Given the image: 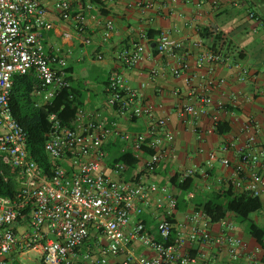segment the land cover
<instances>
[{"label": "built area", "instance_id": "2783aa9c", "mask_svg": "<svg viewBox=\"0 0 264 264\" xmlns=\"http://www.w3.org/2000/svg\"><path fill=\"white\" fill-rule=\"evenodd\" d=\"M80 1L81 5L74 9L73 0H0V157L10 167L16 182L12 195L0 194V264H21L13 254L27 252L37 255L36 264H75L79 259L88 264H204L206 246L214 247L216 252L223 250L225 264H259L255 254L244 259L247 242L229 233L234 224L227 215L216 221L220 225L216 233L211 231L214 222L202 209L191 208L178 218L180 210L174 187L155 178L156 169L170 156L168 145L174 138L167 125L168 118L155 116L153 104L116 72L108 77L105 103L117 113L145 118L142 130L118 131L88 116L81 107L71 125L63 124L57 113L50 112L44 142L48 172L30 156L26 132L11 112L13 79L30 73L36 77L38 86L32 92L35 106L50 103L61 90L70 87L71 73L65 56L59 49L47 50L43 37L52 26L47 19L51 4L81 41L89 43L87 22L96 15L91 12V0ZM127 5L136 6L141 14L157 8L152 0H136ZM113 29L112 19H105L102 38L107 39ZM139 34L149 40L145 29ZM70 35L63 33L67 38ZM155 42L157 52L166 56L177 55L181 46L165 31L156 35ZM143 53L144 44H135L122 50L120 61L133 66ZM178 60V67L168 69L172 76L183 75L188 85L186 97L191 102L178 107V115L185 120L206 111L212 104L207 88L224 83V79L207 77V88L195 86L186 55L179 53ZM228 61L219 51L204 49L198 55L197 65ZM156 73L155 68L151 69V74ZM222 105L215 103L216 108ZM215 127L213 124L212 129ZM242 130L245 139L241 147L235 148L237 161L233 164L232 188L259 196L264 191V174L254 167L264 151L257 146V124L248 119ZM112 135L129 142L141 160L139 168L115 162L111 170L117 177L105 173L103 144ZM228 147H234V143L228 142L224 148ZM143 148L151 150L145 157H141ZM216 160L230 165L228 158L208 151L207 162ZM195 171L189 168L181 177ZM148 215L156 220V234L146 225ZM91 237L95 250L87 249L81 254L80 248ZM134 243L143 246L144 251H135ZM193 249L196 250L191 253Z\"/></svg>", "mask_w": 264, "mask_h": 264}, {"label": "crops", "instance_id": "0c3cea01", "mask_svg": "<svg viewBox=\"0 0 264 264\" xmlns=\"http://www.w3.org/2000/svg\"><path fill=\"white\" fill-rule=\"evenodd\" d=\"M134 1L98 0L99 4H93L91 12L96 18L89 17L87 22L89 43H83L72 26L62 20L57 10L49 4L47 19L52 26L44 33L43 43L47 50L53 52L59 49L65 56L71 84L81 94V108L88 116L118 131L135 132L144 128L145 118L128 117L106 105V82L109 75L116 72L130 87L137 89L147 102L153 104L155 116L168 118L167 125L174 138L168 145L170 156L156 169L155 178L167 183L170 188L172 185L178 195V190L170 181L171 175L177 173L178 180H181L182 172L189 168L196 169L189 175L194 178L192 188L187 192L191 196L184 197L188 207L180 209L178 213V218H182L183 213L193 208L194 198H206L212 191L232 184L235 178L233 164L237 161L235 148L241 147L244 142L242 125L248 119L256 122L257 146L264 151V0H217L216 3L212 0H152L157 8L148 9L144 14L136 6L127 5ZM82 2L73 0V8L78 9ZM107 18L112 19L114 29L107 39H103V21ZM142 29L146 33L147 30L153 33L149 40L140 37L139 31ZM161 31L180 42L177 52L187 57L189 74H193L192 84L207 88V77L224 79V83L207 88L212 104L205 112L185 120L178 115L179 105L191 102L186 97L188 85L183 75L172 76L168 69L169 66H179L178 54L166 56L157 52L155 37ZM64 32L71 33V37H64ZM138 43L144 44L143 57L133 66L122 64V50ZM217 45L218 51L229 61L203 62L198 66V55L204 49L211 50ZM153 68L157 70L154 75L151 74ZM141 83H144L143 87ZM174 90L177 94L173 93ZM216 102H221L222 108H216ZM213 124H219L223 130L212 129ZM228 142L234 143V147L224 148ZM103 149L106 153L103 170L117 177L111 170L112 158L126 150L132 151L129 142L112 135L104 142ZM208 151L228 158L230 165L225 166L219 160L209 164ZM145 156L142 154L141 157ZM140 165L141 160H138L133 167L139 168ZM254 168L264 174V155ZM128 173L124 178L128 177ZM259 199L261 207L251 217L264 227V191ZM226 215L234 224L229 233L247 242L244 259L255 254L259 264H264L260 261L262 249L244 232L239 218L231 212ZM155 223L156 220L148 215L146 225L154 234ZM219 229L218 222L211 224L213 233ZM94 241V237H91L80 248V253L87 249L91 252L95 250ZM133 249L144 251V247L138 243L133 244ZM195 250H191V253ZM205 250L208 253L204 264H225L226 254L223 250L216 252L210 246H206ZM13 257L21 264L38 263V257L33 252L14 253ZM75 264L88 263L79 259Z\"/></svg>", "mask_w": 264, "mask_h": 264}, {"label": "trees", "instance_id": "16d2710c", "mask_svg": "<svg viewBox=\"0 0 264 264\" xmlns=\"http://www.w3.org/2000/svg\"><path fill=\"white\" fill-rule=\"evenodd\" d=\"M91 2L99 4L98 0H91ZM151 34L153 35L147 30V35L150 36ZM211 50L218 51V45ZM37 86L38 80L33 74L16 75L13 79L10 107L13 117L26 132L28 153L45 172H48L49 159L44 150V142L48 130V114L55 112L63 124L71 125L78 108L81 107V94L71 84L70 87L61 90L50 103L43 106H35L32 92ZM216 129L220 132L223 130L219 124H217ZM150 151L147 148H143V154L145 155L150 153ZM115 162H124L128 166L133 167L138 163V158L133 151L126 150L112 158L111 165ZM5 176H7L6 180L3 179ZM170 181L178 190V195L176 196L178 209L184 210L188 207V202L184 197L191 190L194 178L186 176L178 180V174L174 173L171 175ZM15 186L16 182L10 167L2 162L0 157V194L12 195ZM232 187V184L228 183L225 188L212 191L211 195L206 198H194L193 208L204 210L213 222L218 221L228 212L238 217L244 232L262 249L260 261L264 263V227L256 223L251 217V214L261 207L259 196H252L246 192H236Z\"/></svg>", "mask_w": 264, "mask_h": 264}, {"label": "rangeland", "instance_id": "374dc122", "mask_svg": "<svg viewBox=\"0 0 264 264\" xmlns=\"http://www.w3.org/2000/svg\"><path fill=\"white\" fill-rule=\"evenodd\" d=\"M251 216H252V214H251ZM24 264H26V262H23Z\"/></svg>", "mask_w": 264, "mask_h": 264}]
</instances>
